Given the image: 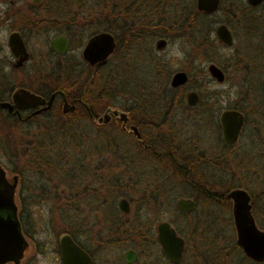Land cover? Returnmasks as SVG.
I'll return each instance as SVG.
<instances>
[{
	"label": "trees",
	"instance_id": "obj_1",
	"mask_svg": "<svg viewBox=\"0 0 264 264\" xmlns=\"http://www.w3.org/2000/svg\"><path fill=\"white\" fill-rule=\"evenodd\" d=\"M56 4L60 11L61 32L70 37L72 44L81 45L94 33L109 31L116 40L114 54L125 45L133 47L143 44L149 57L156 54L157 49L152 44L159 37L170 40L181 38L197 51L203 46L205 52L202 53L205 56H214L211 53L212 49L220 45L212 35L213 25L219 21L215 20L214 14L223 9L227 15L224 21L233 28L234 34L237 36L238 29L244 27L250 36L248 38L251 39L250 44L249 40L247 41L249 53L245 48L242 53L237 47L235 56L237 57L235 63L240 62L246 68L245 85L250 86V97L253 99L249 103H257V100L264 102V0L255 6L246 0H220L217 10L211 14L198 10L196 0H56L50 5ZM152 50H155L154 53ZM75 65L80 63L76 61ZM75 65L66 68V73L71 75L70 77L79 72ZM82 68L86 70L87 75H91V83L87 80V84H84V92L74 96L79 98L77 100L79 105L86 111L82 114L84 116L81 120L82 126H79L80 115L75 112L76 110H72L70 115L59 112L55 118L45 114L41 117L42 123L31 125L33 129L19 126L22 129V137L3 142L8 144L4 145L3 150H10L14 154L10 157L8 166L12 167L11 170L16 171L21 182H24L21 186L24 199L27 197L25 192H28V202L32 206L39 204L42 199L53 198L55 203L50 204L53 217L56 220L60 217L61 231L68 232L85 231L87 216L92 213L97 214L99 218L100 210H103L104 219L100 223H106L105 235L108 250L112 254L109 261L113 257L120 264L122 263L120 251L127 247L138 250V262L141 264H173L164 257L155 237L154 224L162 218L163 212L169 213L167 219L185 239V254L178 264H264V260L257 262L245 255L236 241V236L235 238L229 236L230 243L224 246L229 245L236 254L239 251L240 255L234 262L225 263L219 259L215 249L217 245L213 240H200V250L191 249L189 234L193 238L209 231L198 217L197 204H203L205 199L214 203H229L230 199L225 196L226 193L230 189L245 185L233 181L225 186V189L218 191L216 181L211 183V178L205 179L201 171L200 180L190 179L188 174L191 175L193 172L192 166L184 169L186 165L184 167L176 165L177 158L174 154L176 152L170 151L169 140L164 141L166 136L161 138L164 139L162 143L165 142V146L168 147L167 151L161 152L157 150L159 147L153 144L152 151L149 152L153 161L166 162L165 158L170 160L174 173L172 179L160 177L158 169H149L147 163L142 162L138 168V159L132 154L136 144L133 135L131 134L132 138L128 137L130 134L119 122L108 125L99 123L95 120V109L91 112L85 109L88 103L91 104L88 100L90 85L93 87L96 81L95 72L84 64ZM101 70L97 73H102ZM111 70L109 69V72ZM189 72L191 75L189 87H199L200 85L195 82L194 72ZM168 79L169 73L164 74L159 70L155 72L153 78L155 90H152L149 96L153 97L156 107L163 112L156 116L153 124L156 127L161 125L168 116L171 120L172 111L180 107L187 112L198 113L201 128L215 127L217 124L215 114L208 100L202 98L195 108L188 107L185 105L183 90L170 87ZM148 82L152 85V75ZM159 83L163 84V88L156 90ZM131 106L132 103L128 107L130 110ZM233 106L242 109L247 114V120L250 118V112L264 116L262 106L248 108L242 105L240 100H236ZM30 134L34 136H24ZM225 152L226 150L211 151L207 154L201 149L196 154L192 153L193 157L189 155L188 162L194 159L207 166L217 164L227 166V163L230 164V157ZM115 159L125 163L119 172L109 169ZM173 179L179 180L180 184ZM142 180L145 185L137 187L136 184ZM41 182L45 184L40 185ZM26 183L30 185L26 186ZM122 196L131 203H138L133 212L120 211L118 199ZM177 196L193 198L196 207L192 211L179 210L174 203ZM201 215L204 216V212H200ZM74 223L78 229L74 227Z\"/></svg>",
	"mask_w": 264,
	"mask_h": 264
},
{
	"label": "rangeland",
	"instance_id": "obj_2",
	"mask_svg": "<svg viewBox=\"0 0 264 264\" xmlns=\"http://www.w3.org/2000/svg\"><path fill=\"white\" fill-rule=\"evenodd\" d=\"M54 2H56V0H51L48 4ZM23 4V9L27 10L25 6L26 3L23 2ZM226 17L227 15L223 9H219L214 14L215 20H219L213 25L212 35L214 38H216L214 32L215 25L220 21H224ZM230 28L232 29L234 36L233 44L231 46H226L223 43H220L219 47H216V49L213 48L211 51L214 56H205L201 49L197 51L194 47L191 48V46L181 38L174 40L169 39L168 45L164 49L156 51L152 50V53H154V51L156 52L153 57H158L157 59L161 65L163 61H167V69L169 67L171 71H174L175 69L186 68L189 71L194 72L195 82L200 85L199 87H196V89L202 91L204 95L203 98L208 100L210 105H212V111L215 114V119H217L218 114L222 109L235 104L236 100H240L241 104L247 106L248 108H251L252 106L264 107V102L261 100H257V103H249L253 99L250 97V86L245 85V78L247 77L246 68L240 62L235 63V59L237 58L235 57L237 47L242 53L244 48L247 52L249 51L247 41L249 40L248 44H250L251 39L248 38L250 36L247 34L244 27L238 29L239 34L237 36L234 34L233 28ZM138 45L140 50H138ZM138 45H133V47H126L127 45H125V47L123 46V48H121L117 53L114 54L113 52L111 56L112 60L110 61L111 64L109 63L104 69H102V73L94 74L96 83L93 87L90 85L88 100L89 102H93L92 106L97 114H101L107 105H114L124 109L128 108L131 103L134 106L135 102H138L139 104L151 100V98L148 99L149 88L144 94V90L141 85H145L146 81L147 85H150L148 80L150 79L151 74L153 85L155 72L150 70L151 67L149 68V59L144 58L149 57L147 56V51H145V45ZM153 45L154 42L152 46ZM72 46V54L78 57L73 56L61 58V86L68 94L69 98L74 97L75 94L84 92L87 80L91 83V75H87L86 70H83L82 68L83 61L81 57V50L83 45L80 46L73 44ZM177 52H179L180 55H177ZM232 55L234 56L232 57ZM210 58H213L214 62L225 66L224 69L226 72V78L224 81L218 82L214 77H211L208 74L206 68L210 62ZM76 61H78L80 65H75ZM74 65L79 72L74 73V75L70 77L71 75L66 73V68L68 66L74 67ZM109 69L112 70L109 72ZM201 69L204 71H200ZM162 88L163 84L159 83V86L158 84L156 85V90ZM153 89L154 85L152 86V90ZM145 97L147 99H145ZM161 105L163 106L164 104L161 103ZM133 106H131V112L133 115L136 113L137 115L140 114L142 116L145 113V109H134ZM175 108L176 107H174V109ZM177 108L179 109L172 111L173 116L171 120L170 116H168L166 117V120L157 127L153 123L150 125V123L142 122L140 128L143 134L146 135L144 138L148 140L149 144H155L156 147L158 146L159 149L157 150L161 152L167 151V145L165 146V142L169 140V145L171 144L176 147L174 149V152H176L174 154L177 158L176 165L179 166L178 164H180L182 167L186 165V168L184 169H188L189 165L192 166L193 172L191 175L188 174V176L194 181L200 180L201 171V173L205 175V179L208 178L209 180L211 178V183L216 181L218 191L225 189V186L230 185L233 181H236V183L242 182L245 185L242 187H244L252 197L253 206L251 211L254 215L255 222L260 228H264V116H259L258 113L250 112V118L246 121L237 142L231 147L224 148V150H226L225 154L230 157V164L227 163V166L223 164L207 166L203 162L200 163V160L192 159L188 162L190 160L188 156L192 153L196 154L197 151L201 149L205 150L207 154L211 153V151H219L221 149V143L217 142L216 138L217 133H219V129L213 126L205 127V129H203L200 127V117L198 113L195 114V112H187L180 107ZM75 110V112L80 115L81 125L79 126H82L83 121L81 120L84 117L82 114L86 111L83 106L79 104ZM58 112L57 107L52 111V113H55V117L58 115ZM161 112H163V110H159L155 107V109H153V116H157ZM65 115H70V112ZM134 120V118H131V122H134ZM1 121L2 117L0 116V122ZM112 124H116L115 121H113ZM1 126L4 129V132L7 133L13 140H17L22 137L21 127L8 125L4 121ZM162 136H166L167 138H164V140L161 138ZM128 137L132 138L131 135ZM162 140L165 142L162 143ZM0 142H2L0 143V146L2 147H0V161L8 165L10 157H13L14 154L10 150H3L4 145H8L3 144V142L6 143L8 140ZM138 151L139 149H137L134 145V152L132 151V154L133 157H137L138 159V168L142 162L144 164L147 163L146 165L149 169H158L160 177L172 179L174 176L173 166L170 165L171 162L169 159L165 158L166 162H159L157 160L153 161L149 152L146 151L147 153H138ZM115 160L112 167H109V169L119 172L124 167L125 163L121 162L120 159ZM162 164L164 165L162 166ZM162 169H165V171H162ZM180 178L182 179L181 176ZM184 180L187 183V179L185 178ZM174 181L177 183L179 182V180ZM182 181L183 179L181 182ZM136 185L137 187H143L145 182L142 180ZM137 206L138 203L130 202L132 212L137 208ZM30 209L32 221L39 230L41 239L44 235V222L48 224L51 220L47 215L49 214L48 210L50 209V205L47 203H43L42 206H40V204H32ZM196 209L197 212L199 211V219L201 218L203 225L207 226L209 231L202 235L199 234L198 236H194L193 238L189 234L188 241L189 244H191V249L193 250V248H195L196 250H200V240H213V242L217 245L215 249L218 253L219 259L225 263H230L231 261L234 262V260L240 255L239 251L236 254L229 247V245L224 247L226 243H230V238H228L229 236H233L234 238L236 236L232 213V201L230 200L229 203H214L205 199L203 204H197ZM200 212H204V216H200ZM162 215L163 218H167L169 213L163 212ZM92 216L95 219L97 214ZM57 223L59 226L61 225L60 217H58L56 224ZM101 228L105 230L106 223H104V227ZM198 230H200V227H198ZM111 256L112 254H110L108 250V258H111ZM39 261L43 262V259L40 258ZM110 261H113L114 263L116 262L113 257Z\"/></svg>",
	"mask_w": 264,
	"mask_h": 264
},
{
	"label": "flooded vegetation",
	"instance_id": "obj_3",
	"mask_svg": "<svg viewBox=\"0 0 264 264\" xmlns=\"http://www.w3.org/2000/svg\"><path fill=\"white\" fill-rule=\"evenodd\" d=\"M23 2L26 3L25 6L27 10L23 9ZM49 2L50 0H0V116L7 117L2 118V121L0 122V141L12 139L8 136L7 133L4 132V129L1 126L3 121L8 125H23L26 126V128L33 129L34 127H31V125H37L38 123L43 122V119L41 118L43 115L47 114L55 118V113H52V111L56 109V107L59 112L62 111L66 114L71 112L72 110H75L77 108V105L79 104V102L77 101L79 100V98H69L68 94L64 90H62L61 86V58L78 56L72 54L71 52V50L73 49V44L70 37L61 32V19L60 11L58 10V4H56L55 6H52L50 4L46 5ZM219 23H221V21ZM218 24L215 25L214 32ZM228 27L230 28L229 25ZM230 30L233 36V31L231 28ZM61 34H65L69 40L68 50L64 54L56 50L51 44L52 40L56 36ZM88 38L80 45H83L82 50ZM157 39L154 41V47L156 45ZM165 39L167 42L160 49H164L168 45L169 39ZM217 40L220 43H223L218 38ZM155 49L157 48L155 47ZM82 50L81 57L83 64L95 73L99 72L104 66H107L110 63L112 59L111 56L114 52L113 51L108 56L106 63L98 65V62L91 64L90 62L84 60ZM201 50L205 52L203 46H201ZM144 58L149 59L148 64L150 65L149 68L151 67V71L156 72L157 70H159L164 74L169 73V86L172 88L183 90L185 105L191 108H195L199 104L204 95L202 91H199L198 89H196V87H189L188 82L191 75L188 69L180 68L171 71L169 67L168 69L166 67L167 61H163L161 65V63L157 59L158 57ZM213 58L209 59L210 62L208 63V65L211 63L217 65L220 69L223 70L226 78V72L224 69L225 66L214 62ZM208 65L206 70L208 74L213 77L208 69ZM179 71H184L186 73L187 80L183 84L172 86V76L174 73ZM200 71L204 70L201 69ZM141 87L144 90V94L148 88L149 93L152 92V85H147V81L146 84L141 85ZM23 89L42 97L44 101L32 103L29 100L23 101L22 99H15L14 94L17 91H21ZM191 90H195L198 96V101L193 105H190L186 100L187 93ZM149 98H151L150 101L139 104L138 102H135V107L133 106L134 109H145V113L142 116L140 114L137 115L136 113H134L133 115L130 112L131 110L129 108L123 109L114 105H107L103 109V112L101 114L95 113V120L98 121L99 116H101L105 112H109V119H107V121L102 124L108 125L112 124L113 121H115V123L119 122L120 125H122V128L126 130V132H128V134L133 135L136 143L135 145H137L139 149L138 153H147L149 152V150L152 151L151 148L153 147V144L148 143V140L144 138L146 135L143 134L140 128L142 122H147L151 125L156 121V116H153V109H155L156 104L151 95L148 97V99ZM145 99L147 98L145 97ZM6 103H9L10 107H8ZM70 104H74V108L72 110L70 109ZM167 105L168 104H166V106ZM64 108L70 110L68 112H64ZM226 108L236 107L231 105L230 107ZM85 109L88 112L94 110L92 102L91 104L88 103ZM114 109L118 111L117 114H114L112 112ZM236 109L242 111V113L244 114V123L237 138L238 140L247 121V114L240 108ZM121 114H123V116H121ZM219 114L217 119H215L217 123L215 127L219 129V133H217L216 138L217 142L221 143V149L219 151H222L225 148L224 145L232 146L237 142V140L233 143H229L223 138L221 132V124L219 121ZM131 118L135 119L134 122H131ZM131 125L136 126L139 133L138 135H136L133 130H130ZM24 136L33 137L34 135L30 134ZM169 146L168 147L170 148V151H174V149L176 148L171 144ZM197 152H200V150H198ZM11 169L12 167H9L8 165L0 161V229L4 228L5 230L9 228V221L12 225L16 223L15 227L19 230L23 238L24 246L22 255L19 257L17 262L9 259L8 256H4V253H7V250L3 248L2 251L4 253L0 254V264H61L60 237L64 233L69 234L73 241L86 251V253L93 260L94 264H120L117 260L114 263L113 261H109L108 258L107 235H105V230L101 228L104 227V224L102 222L100 223V221L104 219L103 210L99 214V218L96 217L94 219L92 213L87 216L85 231L68 232L61 231V227L59 226V224H56L57 220L53 217L54 214L50 206V209L48 210L49 214L47 215L51 220L48 224L44 222V235L43 238L40 239L41 235L39 233V230L36 228L35 223L32 221V216L30 213L31 204H29L28 202L29 194L28 192H25V195L27 197L24 199V192L21 188V186L24 185V182H21L20 175L16 171H12ZM41 184L45 183L41 182L40 185ZM25 185L28 186L30 185V183H26ZM90 186L92 187V185ZM42 187H44V185H42ZM128 202V212H123L119 208L123 213H129L131 211L130 201L128 200ZM43 203L53 205L55 203V200L53 198L42 199L39 202L40 206H42ZM251 203L253 206L252 197ZM161 221L170 222L167 218L163 217L156 221V223L154 224L156 240L157 225ZM74 227L78 229L77 226H75V223ZM130 248H132L136 252L137 258L136 260L127 262L125 260V251ZM160 249L169 263L178 264L183 259L186 245L184 242L182 256L178 262H172L171 260H169L163 252L161 246ZM119 256L122 261L121 264H141L138 262V250L134 247H127L121 250ZM40 258L43 259V262L39 261Z\"/></svg>",
	"mask_w": 264,
	"mask_h": 264
},
{
	"label": "water",
	"instance_id": "obj_4",
	"mask_svg": "<svg viewBox=\"0 0 264 264\" xmlns=\"http://www.w3.org/2000/svg\"><path fill=\"white\" fill-rule=\"evenodd\" d=\"M250 5L255 6L263 0H246ZM220 0H196V7L205 13H212L217 10ZM217 38L227 46L233 44V36L230 28L225 22L219 23L215 28ZM165 38H158L155 47L160 49L166 44ZM52 46L60 53L67 52L69 47V40L65 34L56 36L52 42ZM116 40L114 35L109 31H100L91 35L82 50L83 59L91 64L98 62V65L106 63L108 56L114 51ZM211 75L218 82L225 80V73L217 65L211 63L208 65ZM187 80V75L184 71H179L173 74L171 79L172 86L183 84ZM15 99L29 100L32 103L44 101L38 95L30 93L27 90L17 91L14 94ZM186 100L190 105L198 101V96L195 90L187 93ZM8 107L10 104L6 103ZM66 105V103H65ZM74 108V104H70V109ZM70 109L64 108V112ZM117 114L118 111H112ZM123 116V114H121ZM109 112L103 113L98 117L99 123H104L109 119ZM219 121L221 124V132L223 138L233 143L237 140L240 130L244 123V114L236 108L223 109L219 114ZM138 135V130L135 125L130 126ZM232 201V213L234 226L236 230V241L243 250L244 254L255 261L264 260V228H260L256 222L251 211V196L250 193L243 187H236L230 189L226 195ZM175 206L182 211H192L196 207V201L191 197L177 196L174 200ZM118 206L123 212L129 211L128 199L124 196L118 200ZM1 222V220H0ZM9 228L0 229V254L4 253L5 248L9 259L17 262L22 255L23 238L19 230L9 221ZM157 240L169 260L178 262L181 259L184 247V238L178 233L176 228L168 221H161L157 225ZM60 257L61 264H94L91 257L86 251L73 241L71 236L64 233L60 237ZM136 252L130 248L125 251V260L131 262L136 260Z\"/></svg>",
	"mask_w": 264,
	"mask_h": 264
},
{
	"label": "clouds",
	"instance_id": "obj_5",
	"mask_svg": "<svg viewBox=\"0 0 264 264\" xmlns=\"http://www.w3.org/2000/svg\"><path fill=\"white\" fill-rule=\"evenodd\" d=\"M176 54H177V55H180V53H179V52H177Z\"/></svg>",
	"mask_w": 264,
	"mask_h": 264
}]
</instances>
